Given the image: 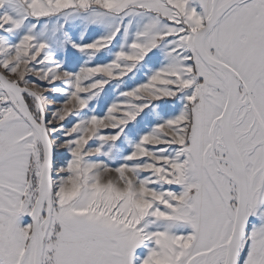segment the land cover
Segmentation results:
<instances>
[{
  "label": "snow or ice",
  "instance_id": "obj_1",
  "mask_svg": "<svg viewBox=\"0 0 264 264\" xmlns=\"http://www.w3.org/2000/svg\"><path fill=\"white\" fill-rule=\"evenodd\" d=\"M0 264H264V0H0Z\"/></svg>",
  "mask_w": 264,
  "mask_h": 264
}]
</instances>
